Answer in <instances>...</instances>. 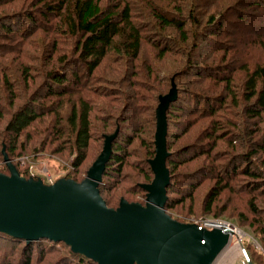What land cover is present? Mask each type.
<instances>
[{"label": "trees", "instance_id": "16d2710c", "mask_svg": "<svg viewBox=\"0 0 264 264\" xmlns=\"http://www.w3.org/2000/svg\"><path fill=\"white\" fill-rule=\"evenodd\" d=\"M105 3L22 0L21 11L0 14V77L5 82V88L0 84V173L10 175L4 149L27 180L32 177V164L59 155L67 171L64 178L81 183L89 172L79 176L93 139H104L105 146L107 137L118 130L100 194L109 208L133 192L147 198L143 185L155 179L148 151L156 133L155 137L154 132L147 134L155 121L157 125L156 116L151 123V114H157L155 96L159 105V98L175 84L178 96L167 110V124H173L181 134L173 135L175 143L168 149L167 196L174 188L181 194L167 197L165 209L180 206L182 212L197 216L195 220L221 219L240 228L248 226L252 233L264 237V58L247 62L246 55L241 60L234 39L226 35L218 39L227 25L238 27L250 17L260 18L261 13L253 12L264 10V0ZM232 18L236 21L231 22ZM147 20L155 21V26ZM165 32H172L175 39ZM149 44L157 51L156 62L166 59L174 46L184 47L185 62L168 77L163 70H170L176 62L153 65L155 70L149 67L139 74L136 68L141 59L149 62L145 56ZM27 46L33 49L32 54L27 53ZM254 46L264 52V38ZM28 57L36 62L32 69H39L38 76L44 79L38 88L28 84L30 68L19 64V58ZM107 60L115 67L110 77L99 72ZM190 71L188 84L195 83L199 94L180 86V78ZM17 82L31 91L29 96L16 91ZM167 82L169 92L163 93ZM115 94H120V102L124 98L122 107L94 103L95 97L116 99ZM146 106L148 112L143 114ZM94 110L102 126L95 123ZM133 119L136 123L131 124ZM119 121L129 127L127 131L117 127ZM113 129V133H105ZM131 129L135 132L129 133ZM181 140L184 144L176 149ZM152 154L156 156V150ZM136 176L145 183L133 182ZM235 199L244 207L238 218L228 213ZM250 245L244 243L251 262L264 264L262 253H252ZM0 264L98 262L73 251L64 241L42 238L28 242L0 231Z\"/></svg>", "mask_w": 264, "mask_h": 264}, {"label": "water", "instance_id": "95a60500", "mask_svg": "<svg viewBox=\"0 0 264 264\" xmlns=\"http://www.w3.org/2000/svg\"><path fill=\"white\" fill-rule=\"evenodd\" d=\"M177 87L159 98L156 157L150 161L155 179L144 185L146 205L122 200L110 209L99 186L118 132L107 137L102 154L81 183L62 179L53 186L21 177L5 155L10 175L0 173V231L28 242L64 241L73 251L98 264H213L228 243L229 233L199 231L166 212L167 110Z\"/></svg>", "mask_w": 264, "mask_h": 264}, {"label": "rangeland", "instance_id": "374dc122", "mask_svg": "<svg viewBox=\"0 0 264 264\" xmlns=\"http://www.w3.org/2000/svg\"><path fill=\"white\" fill-rule=\"evenodd\" d=\"M109 1L111 2H115L116 0H104V6L107 5V2ZM2 3L0 6V14L3 13H9V12H14V11H21L22 8V0H7L5 2H0ZM213 11V10H211ZM247 11H252L251 9L247 10ZM141 14H144V8H142V12H140ZM254 15L256 14H260V18H255V17H250L249 18V22L246 24H242L238 27H235V25L232 23L230 26H226V32L223 33V37H219L218 39L222 40L225 35L228 38L234 39L237 43V47L240 50V58L241 60H243L244 57H246V55L248 56V61H253V60H261L264 58V52L263 51H258L257 48H253L254 43H256L257 41H260L261 39L264 38V10L260 9V11L257 12H253ZM236 18H232L231 22H235ZM146 22V21H145ZM150 23V25L155 26L156 22L153 20H147V23ZM230 21L228 23H231ZM172 31V30H171ZM171 33L165 32V35L171 39H175L174 36H172ZM39 36V34H37ZM36 35V36H37ZM35 36V37H36ZM160 39V38H158ZM47 40V39H46ZM227 40V39H226ZM48 41V40H47ZM250 41H252V44L250 43ZM50 42H48L49 44ZM28 54H32V48L30 47H26L25 48ZM182 49H184V47H175L174 46V50L172 52H169V54L167 55L168 57L164 60H161L156 62L155 58L156 56H158L155 51V47L153 45H147L146 47V57H149V62H147L146 64L144 63V61L141 59V61L137 64V68L138 69V73L140 74V72L142 74L146 73L148 71V68L150 67V69L155 70V68L153 67V65H163L162 63L164 62H176L174 67H170V70H163V74L168 76H171L176 70H179L180 67V63L183 61L185 62L184 59V54H182ZM211 50L213 48H210ZM157 52V51H156ZM214 56L220 57L221 55L219 54H215ZM206 57V55H205ZM205 60V59H204ZM40 62V61H38ZM36 63V62H35ZM35 63L33 58H19V64L21 66V68L23 66H28L30 68V75L32 76L31 80L28 82V84L30 85L31 83L34 85L31 88H38L39 86H42L41 84L43 83L44 79L41 76H38V71L34 70L35 68L32 69L31 66L35 67ZM156 63V64H155ZM118 65L120 63H117ZM157 67V66H156ZM115 67L113 66L112 62L110 60H107V63L105 64V66H103L101 68V70L99 71L101 75H103L104 77H110L113 75V73H115V71L113 70ZM123 71V68H122ZM140 71V72H139ZM46 72V71H45ZM190 74H192V72H186L185 76L180 78V86L184 89V91L186 90H190L192 93H196L199 94L200 90L198 89V87H196L195 83L191 82V84H188V82L190 81ZM194 74V73H193ZM21 78H23V75L20 74ZM164 77V76H163ZM165 77V79H166ZM195 79V78H193ZM209 81L206 82L207 85H209ZM0 84L4 87V79L2 77H0ZM170 83L167 82V84L165 85V89H163V93H168L169 92V85ZM17 92H19V94H27V96L30 95L31 91L26 89L24 87V85H22V83L17 82ZM159 85V84H158ZM31 86V85H30ZM5 88V87H4ZM161 90V88H160ZM152 94V93H151ZM115 98H102V97H95V102H98L100 104H109L112 105L113 108L116 107H122L124 104V98L121 99L120 102V94H115L114 95ZM159 97V96H158ZM149 103V102H148ZM147 103V104H148ZM122 104V105H121ZM146 104V105H147ZM147 107V106H146ZM145 107V110L143 111V114H146L148 112V108ZM157 107H159L158 105V98L157 96H155V112H157L156 109H158ZM8 108V107H6ZM151 108V107H150ZM97 113L95 110L93 111V118H95L97 116ZM112 118L113 120H116V116H114V113L112 114ZM157 114H151V123L154 122V120L156 119ZM138 119V118H137ZM112 120V121H113ZM95 123H99L100 126H102V122L101 121H97V119L95 118ZM132 123H136L135 119L131 120L130 122ZM129 124V125H131ZM117 127L118 128H122V130L127 131L128 130V126H122L121 121L117 122ZM156 121L153 124V127L149 130V132L147 134H152L154 132V137H155V133H156ZM116 129L111 130L110 132H105L107 134H111L115 131ZM118 132V130H117ZM134 130H130L129 133H134ZM174 134H181V131L177 130V128L171 124V126L169 127L168 125V130H167V151L168 149H170L171 145H173L174 142V138L173 135ZM169 137V138H168ZM184 140H181L180 142H178L175 145V148H179L181 145H183ZM103 143H104V139L102 138H94L92 141V145H91V149L89 152V158L88 161L86 162V164L83 166V168L81 169V173H80V177H84V173L89 171V168L92 167L94 165V162L96 161L98 155H100L99 153L102 151L103 147ZM149 143L151 144V149L148 151V153L150 154V159L153 160L154 157H156L155 155L152 154V152L156 150V145H155V140L154 143L149 141ZM137 145V144H136ZM145 152V149H143V153ZM61 155V154H60ZM61 157L59 155H50L48 158H46L45 160L42 161H38L34 164H32V166L30 167V172L32 177L30 179L38 182V181H42L44 186H53L55 185L57 182H59L62 179H65V175H67V171L64 169V163L61 162ZM91 169V168H90ZM137 174V173H136ZM133 182H139L142 181L140 176H136ZM145 181L143 182H139V184H144ZM176 183V181H175ZM128 187H131V182L130 184H126ZM146 185V184H145ZM149 185V184H147ZM144 186V185H143ZM175 192H171L168 194L167 197H178L180 193L178 188H174ZM142 193V192H141ZM181 194V193H180ZM142 195L144 194H136V193H131L129 195L126 196L125 199L128 203H135V204H141L143 206L146 205V197H143ZM122 201V200H121ZM121 203V202H120ZM120 203H116V205H114V208H110V209H114L117 210L120 207ZM145 204V205H144ZM240 202L238 199L234 200V204H232L231 209L228 211V213H231V215L234 218H238V215L241 214V212H244V207L239 206ZM118 206V208H117ZM166 212L173 218V219H179L178 222L183 223L185 225L188 226H196L197 229L200 225H202L204 222L201 220H195L194 217L197 216H192L191 213L188 210H185L182 212L181 207H177L175 209H170V210H166ZM246 215V214H245ZM232 218L231 220L235 222V219ZM190 219V221L184 223L182 222V220H188ZM215 220V221H213ZM207 221V220H205ZM217 222L220 221L224 224H229L227 222H225L224 220H217V219H212L209 218L207 223H204V227L203 230L204 232H209V233H213V232H218V233H222L224 231H221L218 227H214L213 225L210 224V222ZM232 222V223H233ZM231 223V222H230ZM231 225V224H230ZM237 227V226H235ZM248 227V226H246ZM237 227V229H232L230 228V231H227V233H229L228 235V243L227 245L221 250L220 254L217 256V258L215 259L213 264H253V262H251L249 254L245 251L244 248V243H251V251L252 253L255 254H261L262 253V262L264 263V237H259L257 234L252 233V230L248 227ZM229 228V227H228ZM233 235H232V234ZM232 235V236H231ZM263 245V246H262ZM250 253V252H249Z\"/></svg>", "mask_w": 264, "mask_h": 264}, {"label": "built area", "instance_id": "2783aa9c", "mask_svg": "<svg viewBox=\"0 0 264 264\" xmlns=\"http://www.w3.org/2000/svg\"><path fill=\"white\" fill-rule=\"evenodd\" d=\"M213 221H215V220H213ZM203 222L204 223H207L208 222V219H207V221H205V220H203ZM204 223L202 224V225H200L199 227H198V230L199 231H202L203 230V227H204ZM210 224L211 225H213L214 227H218L221 231H223L222 229H221V227H225V226H230V227H233L234 229H237V227H235V225H233V224H231L230 225V223L229 224H224V223H222V222H220V221H217V222H210ZM238 230V229H237ZM225 232V231H224ZM226 233V232H225Z\"/></svg>", "mask_w": 264, "mask_h": 264}, {"label": "bare ground", "instance_id": "6f19581e", "mask_svg": "<svg viewBox=\"0 0 264 264\" xmlns=\"http://www.w3.org/2000/svg\"><path fill=\"white\" fill-rule=\"evenodd\" d=\"M138 15H139V14H138ZM230 228L234 229L233 227H230V226H229V228H228V226L221 227V229H222L223 231H225V232L230 231V230H229ZM229 233H230V232H229ZM231 234H232V233H231ZM232 235H233V234H232ZM232 235H231V236H232Z\"/></svg>", "mask_w": 264, "mask_h": 264}]
</instances>
